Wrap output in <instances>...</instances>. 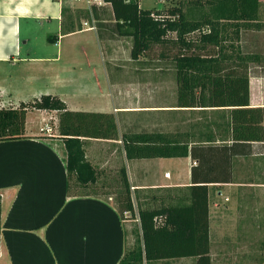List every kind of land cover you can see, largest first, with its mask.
Here are the masks:
<instances>
[{"label":"crops","instance_id":"obj_1","mask_svg":"<svg viewBox=\"0 0 264 264\" xmlns=\"http://www.w3.org/2000/svg\"><path fill=\"white\" fill-rule=\"evenodd\" d=\"M259 1L257 22L264 24V0ZM97 2L89 9L59 0H0V108L54 96L69 110L112 114L119 137L85 139V154L100 171L97 186L106 181L119 186V170L126 167L134 215L123 219L99 191L69 195L58 120L55 133L41 131L59 112L29 107L26 136L0 140V264H118L128 245L127 223L135 237L141 208L192 204L188 220L196 230L208 217L212 264H264V137L237 139L244 126L239 114L234 119L237 107L180 106L171 61L160 58L159 50L133 59V39L120 34L112 5ZM195 8L211 4H183L185 10ZM33 21L58 31L41 53L34 49ZM72 24L76 29L66 32ZM221 24L225 43L242 52L229 48L228 54L264 56V25ZM236 71L240 74V66ZM249 103L264 110L263 69L250 73ZM126 132L164 134L174 150L187 146V155L129 159L122 141ZM145 264H197V257Z\"/></svg>","mask_w":264,"mask_h":264},{"label":"trees","instance_id":"obj_2","mask_svg":"<svg viewBox=\"0 0 264 264\" xmlns=\"http://www.w3.org/2000/svg\"><path fill=\"white\" fill-rule=\"evenodd\" d=\"M105 1L112 5L120 34L133 39V59L159 50L160 58L171 61L176 69L180 106L237 107L232 110L234 119L239 114L241 123H244L243 129L236 135L237 139H263L264 110L249 107V77L254 69L264 70V56L238 53V57H235L228 54L229 48L232 52H242L236 44L225 43L222 35L224 27L221 24L222 21H242L244 26L264 25L257 22L259 0H180L179 6L160 9L143 8L140 0ZM205 3L211 4V8L183 9V4ZM221 4H239L245 8L225 10L220 8ZM250 5L253 6L251 9L248 8ZM75 27L72 24L66 32L74 31ZM237 65L240 66V74L236 71ZM241 68L245 69L244 74ZM29 107L59 112L58 133L66 149L69 195L96 193L100 171L87 159L84 142L88 138L117 139L119 131L114 116L103 112L69 110L61 99L43 96L32 104L0 108V140L26 136ZM250 124L254 131L248 134L247 125ZM166 137L164 134L150 132L123 133L127 158L187 155V146L184 151H176ZM119 177L120 190L116 192V206L121 217L126 219L125 213L132 216L135 208L125 166L120 168ZM194 208L195 204L161 209L141 208L138 225L140 232L137 229L134 244L131 247L127 245L118 264H145L151 260L180 257H197V264H212L208 217L205 216L202 228L196 230L194 222L188 220ZM182 215L184 219H181ZM161 216L163 219L159 220Z\"/></svg>","mask_w":264,"mask_h":264},{"label":"rangeland","instance_id":"obj_3","mask_svg":"<svg viewBox=\"0 0 264 264\" xmlns=\"http://www.w3.org/2000/svg\"><path fill=\"white\" fill-rule=\"evenodd\" d=\"M65 3L71 4V2L69 3V2L64 1V4ZM160 3L165 4L164 6H166V7H169V6H172L173 1L172 0H159V1L158 0H141L140 1V4L144 8H150V7H154V6L158 7V6H160ZM70 8H72V6H70ZM88 13L90 14V12H88V11H87V13H85V12L83 13L82 12L83 17L84 16L86 17V15H88ZM79 17H80V15L77 16L78 19H79ZM45 24H47V23H45ZM86 25L87 24H85V22H82V26H86ZM31 35H32V38H33L35 51L37 50L39 53H41L43 51H46L45 47H46L47 42L50 40L49 36L50 35H58V31L55 29V27L53 25H51V26L45 25L44 27H42L41 25H39L38 23L33 21L31 23ZM261 39L264 40V36ZM247 51L248 52L249 51L254 52L252 49H247ZM261 52L264 53V50H261ZM248 54H250V53H248ZM58 117H59V115L57 116V118L54 117V118H51V119L47 120L53 126L54 133H55V127H54L53 122L57 121L59 119ZM56 132H58V130ZM107 182H109V181H106L105 185L102 184V185L96 186L95 189H97L99 192H101L99 194L100 196L108 198L113 203L116 204V194H117L116 192L118 190H120V183L118 184L119 186H116V185H113V184H110V183H107ZM127 224H128L127 228L130 231L129 234H128V236H129L128 237V246L131 247L132 244H134L133 242H135V237L133 236L134 234L133 235L131 234L132 228H130L131 227L130 223H127Z\"/></svg>","mask_w":264,"mask_h":264},{"label":"built area","instance_id":"obj_4","mask_svg":"<svg viewBox=\"0 0 264 264\" xmlns=\"http://www.w3.org/2000/svg\"><path fill=\"white\" fill-rule=\"evenodd\" d=\"M59 1L85 3L89 9H91L94 4L101 3V2H97V0H59ZM87 23L88 22L85 21V24ZM91 28H94V26H92ZM41 131H44L45 133L50 135L53 133V126L50 124V122H46L44 126L41 127Z\"/></svg>","mask_w":264,"mask_h":264}]
</instances>
